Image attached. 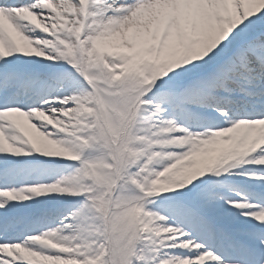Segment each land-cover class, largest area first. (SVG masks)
Listing matches in <instances>:
<instances>
[{
	"label": "snow or ice",
	"instance_id": "obj_1",
	"mask_svg": "<svg viewBox=\"0 0 264 264\" xmlns=\"http://www.w3.org/2000/svg\"><path fill=\"white\" fill-rule=\"evenodd\" d=\"M0 264H264V0H0Z\"/></svg>",
	"mask_w": 264,
	"mask_h": 264
}]
</instances>
